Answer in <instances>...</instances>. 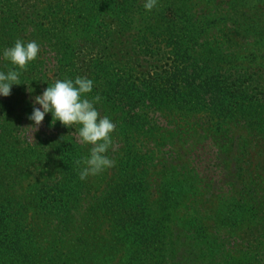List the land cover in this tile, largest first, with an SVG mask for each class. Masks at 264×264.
<instances>
[{"label":"trees","instance_id":"trees-1","mask_svg":"<svg viewBox=\"0 0 264 264\" xmlns=\"http://www.w3.org/2000/svg\"><path fill=\"white\" fill-rule=\"evenodd\" d=\"M179 1L159 0L161 12L169 17L175 12L181 27L160 20L159 10L141 22L136 0L95 2L107 3L116 29L104 38L102 26L96 29L101 52L112 58L95 68L97 84L89 98L125 95L144 104L169 93L189 98L181 126L173 115L167 119L170 139L161 144H186L188 151L197 139L209 141L221 183L202 178L190 152L185 160L179 152L175 163L172 152L164 151L160 173L154 163L139 168L124 163L122 142L110 147L114 167L81 181L75 161L88 146L51 113L43 131L28 128L34 124L28 119L34 98L61 79L64 68L50 78L44 62H30L20 85L12 86L10 96H0V264H264V64L241 67L245 57L256 60L262 53L264 58V0ZM198 2L206 5L199 12ZM61 3L0 0V71L13 67L3 50L17 39L40 46L37 25L52 9H65L73 21ZM151 38H161L175 64L163 79L165 92L154 83L130 85L128 75L114 67L132 58L135 49L139 60L151 62L154 56L145 57ZM51 53L50 71L65 55ZM104 75L112 80L102 85ZM129 108L127 100L122 110L130 113ZM200 108L215 114L194 125L187 111L197 114ZM209 197L218 203L210 227L201 209L210 205ZM182 209L188 212L184 216Z\"/></svg>","mask_w":264,"mask_h":264},{"label":"rangeland","instance_id":"rangeland-1","mask_svg":"<svg viewBox=\"0 0 264 264\" xmlns=\"http://www.w3.org/2000/svg\"><path fill=\"white\" fill-rule=\"evenodd\" d=\"M55 1L62 2L61 6L71 11L73 21L70 22V19L66 15V10L60 8L52 9V11L49 12L46 17H41L39 19V23L37 25V36L39 37V41L41 44L40 52L35 62L45 63L47 69H49L50 78H54L56 70L58 68L60 69L61 66H63L64 74L61 79L68 78L74 80L77 76H84L91 79L94 84H97V82L94 81L95 68L99 64L110 60L112 57H109L108 55L101 52L100 43L102 42V40H98L94 37L96 29L102 26V29H100V34L103 38L106 37L109 33H112L111 35H114V31L116 29V25L114 24L115 20L112 18L111 12L107 9V3H99V5L96 6L95 2L99 0ZM82 1L84 3H90L93 10L88 8L86 4H84L85 6L82 5L80 3ZM136 1L139 7L136 16L137 19L141 22L148 21L156 16L155 11L159 10L158 12H161L162 2H159V0H157L156 7H154L151 11H147L144 8L145 0ZM179 2L181 4H184L183 1ZM29 4L31 5L32 2H30ZM196 4H198V6H196V11L198 12L199 10L206 7V5L201 2H198ZM173 9L175 11H178V9ZM167 13L168 11L161 12L159 19L162 21L169 20V22L172 23L171 27H181V24L178 23L180 17H178L175 12H173L172 17H169ZM102 14L103 16L101 17ZM97 15H100V19L104 18L105 15L108 16H106L104 21H97ZM103 31H105V35H103ZM83 33L85 34L87 39L84 37ZM24 34L26 35V33ZM55 50L62 52L65 55L64 58L61 59L59 66L57 65V68H54L50 71V56L53 55L51 52ZM135 50L136 51H134V55L132 58H122L123 62L121 63V65L114 62L113 59V62L115 63L114 67L120 68L123 75H128L125 78L127 79V82H130V85L135 84L139 86L141 84L154 83L157 89L165 92L167 87L163 79L174 70L175 64L172 62L167 50L163 46L161 38H151L149 40V45L146 48L147 56L145 57L154 56L151 62L146 63L139 60V50ZM123 51L125 53L126 48H123ZM247 55L248 52H243L244 57ZM241 63V67H246L247 64L252 67H256L260 64H264V58L262 57L261 53L260 58H257L255 60L254 56H249L247 58L245 57V60ZM113 72H116V69H114ZM98 75H101V72ZM111 80L112 77H106L105 75L100 78V82H102V85L106 84L107 81L109 83ZM171 89L172 87L168 88L167 90ZM169 94L170 95L168 96H161L159 100L154 101L151 99L150 104H144L140 100L138 101L131 96L129 97L125 95L124 97L113 95V97L110 99L101 97L102 104H96V108L98 109V111H100L102 116H108L116 126L115 131L112 133V141L113 143L122 142V144L124 145V149H122L119 153L121 161L124 163L129 161L133 165L136 164L137 168L147 162L154 163L158 165L157 172L160 173L163 168V166H160L162 162L161 155L164 151L172 152L170 154L172 155L175 163L176 161H178L179 163L177 156L179 152L183 153L184 160L187 157V153L190 152V158L195 161V167H197V169L199 170L200 176L202 178L214 179L215 184L221 183L222 175L213 167L216 160V156H214V152L216 151V149L209 141H201V143L198 141L199 139H197L196 143L198 144H196L194 147H190L187 145L188 151H186V149L184 148L186 144H180L177 142L173 146L169 144L171 147H169V145L166 146L161 144L163 143V139H170V134L167 129L172 128V126L168 127L167 119L173 115L176 126L180 125L183 121L181 112L184 113L183 108H187L190 101L189 98H178V95L173 96L171 93ZM127 100L130 106V113L124 112L122 110L123 103H125ZM39 107L40 106L38 105V108ZM187 112L188 114H190L188 116L190 117L188 121L190 123H193L194 125L199 124L198 121H201L202 123L205 118H208L215 114L214 112L212 113V110H210L209 108H200L197 114H192L189 110ZM223 124L225 125H221L222 127L220 129L225 131L226 123ZM44 125L45 122L43 121L39 126L41 127L42 131L44 129ZM69 129L71 130L72 136H75L78 139L76 135V126ZM42 131L38 132L43 134ZM33 132H35V130H33ZM49 133L50 132H48L47 134L50 135ZM191 140H193V138H191ZM125 144H128V146H126ZM87 146L88 151L85 152V156H87L90 152L91 146ZM113 150L115 149L110 148L107 152V155L110 159L113 158V155L111 154ZM174 156L177 157L175 158ZM219 157L224 158L223 153ZM159 160H161V162ZM229 166L232 167V165ZM224 189L225 191L227 190L226 188ZM209 199L210 205L204 204L203 208H201L203 210L202 217L205 224L209 221L211 214L215 212L218 207L217 201L214 202V205L211 201V199L214 198L209 197ZM187 213L188 212L186 210L182 209L181 215L184 216V214ZM208 224H210L208 225L209 227L212 225L211 222H208ZM208 236L211 237V233ZM200 241H203V239H201ZM213 264L216 263L214 262Z\"/></svg>","mask_w":264,"mask_h":264},{"label":"clouds","instance_id":"clouds-1","mask_svg":"<svg viewBox=\"0 0 264 264\" xmlns=\"http://www.w3.org/2000/svg\"><path fill=\"white\" fill-rule=\"evenodd\" d=\"M156 5L157 0H145L144 8L151 11ZM39 52L40 46L37 42H25L21 39H17L13 46L3 50V59L13 67L6 73L0 71V96H10L12 86L20 85L21 73L27 70L30 62L37 59ZM93 87V81L84 76H77L74 80L57 79L48 85L42 95L34 98L32 114L28 117L34 122L28 128H34L35 131L48 113H51L53 121H59L64 127L76 126L79 143L91 146L87 156L75 161L81 181L115 165L107 152L113 144L112 133L116 126L108 116H102L96 108L95 105L100 103L101 96L97 94L89 98Z\"/></svg>","mask_w":264,"mask_h":264}]
</instances>
